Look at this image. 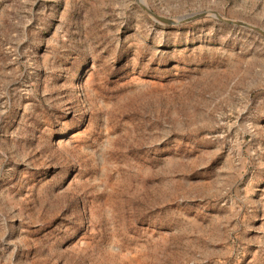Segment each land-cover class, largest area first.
<instances>
[{
    "label": "rangeland",
    "instance_id": "rangeland-1",
    "mask_svg": "<svg viewBox=\"0 0 264 264\" xmlns=\"http://www.w3.org/2000/svg\"><path fill=\"white\" fill-rule=\"evenodd\" d=\"M139 1L264 31V0ZM0 264H264V37L0 0Z\"/></svg>",
    "mask_w": 264,
    "mask_h": 264
},
{
    "label": "water",
    "instance_id": "water-1",
    "mask_svg": "<svg viewBox=\"0 0 264 264\" xmlns=\"http://www.w3.org/2000/svg\"><path fill=\"white\" fill-rule=\"evenodd\" d=\"M138 5L140 6V8L145 11V13H147L149 16H151L153 19L163 22L165 24L168 25H180V24H184V23H189L191 21H194L196 19H199L203 16H205L207 13H211L212 15H214V17H216L218 20L230 24V25H234V26H238V27H243L246 29H250L258 34H260L262 37H264V31L261 30L260 28L254 27L252 25H249L247 23L244 22H239V21H231V20H224L222 19L216 12H212V11H208V12H198V13H194V14H190V15H186L183 17H179L177 18L176 21H171V20H166V19H162L156 15H154L153 13H151L145 6H143L139 0H136Z\"/></svg>",
    "mask_w": 264,
    "mask_h": 264
}]
</instances>
